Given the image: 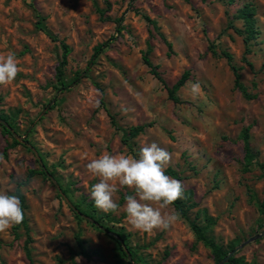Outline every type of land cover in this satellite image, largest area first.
I'll return each mask as SVG.
<instances>
[{
	"label": "rangeland",
	"instance_id": "1",
	"mask_svg": "<svg viewBox=\"0 0 264 264\" xmlns=\"http://www.w3.org/2000/svg\"><path fill=\"white\" fill-rule=\"evenodd\" d=\"M246 3L255 7L258 29L246 57L251 68L242 60V37L229 27L242 30L236 15ZM99 10L108 19H101ZM109 40L90 64L94 48ZM208 40L217 55L222 50L232 55L252 99L234 88L226 60L207 51ZM61 42L70 48L63 80L71 84L80 75L63 92L57 91L55 77ZM148 44V58L165 85L142 61ZM9 53H15L20 72L0 86V111L15 116L14 132L51 173L27 179L29 170L40 169L35 154L14 137L20 145L11 146L0 127V192L15 187L25 197L33 264H72L77 236L88 256H74L76 264H124L113 239L82 216L75 218L68 203L93 201L89 193L98 179L86 169L91 159L105 153L138 158L140 148L151 143L171 154L167 168L193 192L195 210L213 217L212 235L220 245L236 248L264 233L259 213L264 177L255 163L247 165L241 139L248 129L254 162L264 165V0H0V57ZM185 71L189 78L174 102L167 88ZM194 84L199 85L195 91ZM110 116L122 129L149 127L130 149ZM126 195L134 193L127 187L114 193L116 222L105 223L129 236L145 264H214L180 215L167 230L131 228L123 211ZM25 239L23 230L17 237L12 228L0 232V264H29ZM236 257L264 264V237Z\"/></svg>",
	"mask_w": 264,
	"mask_h": 264
},
{
	"label": "trees",
	"instance_id": "2",
	"mask_svg": "<svg viewBox=\"0 0 264 264\" xmlns=\"http://www.w3.org/2000/svg\"><path fill=\"white\" fill-rule=\"evenodd\" d=\"M98 13L101 19H105V18L108 19L107 17H105V11L99 10ZM236 18L242 21L243 23L242 30H239L232 25H230L229 27L233 29V31L237 35L242 37V41L244 44V52H243L242 60L244 63H246L247 66L251 68L252 65L248 62L246 57L251 52L250 47H251L252 41H254L256 39V36L258 35V29L256 26V19H255V7L253 6V4L251 3L244 4L242 8L238 10ZM145 19L147 21H150L148 20V18H145ZM120 22H121L120 19L116 21V23L118 24L116 28L117 33H120L121 31V28L119 26ZM151 23L154 25L153 22ZM111 40L106 41L94 48L93 55L90 60V64L93 63L95 59L102 53V51L110 45ZM164 43L166 44L168 48V52L171 53V49H172L171 43L167 42L165 39H164ZM61 47H62L63 52H62L60 62L58 66L56 67V75H55L56 81H57L56 89L59 92L66 91L67 89H69L71 85L78 83L79 78H80V75H77L73 79L71 84H67L63 80L64 68L67 64V56L70 53V48L63 42H61ZM150 51H151V46L148 44L147 51L142 56V61L144 65L149 68L150 73L154 75L155 77H157L158 80L163 85H165L164 81L159 77V74L156 72L157 67L154 66L148 58V54L150 53ZM207 51L210 52L213 56H219L226 60V63L229 66L233 74V77H234V81H233L234 88L237 89L243 95L244 98L252 99V96L247 92L245 86L241 83L240 68L237 67L233 63L232 55L228 51H225V50H222L219 53V55H217L215 51L214 43L210 40H208ZM263 69H264V62L261 64V67H260V70H263ZM188 78H189V73L185 71L172 87L167 88L168 98L170 100L177 102V98L175 97L174 94L185 84ZM103 101L104 100H103V94H102L101 99H100L101 105L104 104ZM0 118L6 121L12 129L15 128L14 127L15 116L14 117L7 116L3 112L0 111ZM111 123L121 133V137H120L121 143L129 147L130 149H132L131 143L141 133H143L145 128L149 127L148 125H141V126L131 127L129 129H122L115 125L112 117H111ZM0 127L3 133L8 135L12 139L11 146L20 145V143L13 138L12 134L4 126L0 124ZM241 139L243 142V148H244L245 159H246L247 165H251L255 163L257 167L259 168V170L261 171L262 176L264 177V165L258 162H254L255 154L252 151V148L250 146L248 129L243 130ZM39 165H40V169L38 171L36 170L28 171L27 179L34 177L36 175H42V176L51 175V173L47 170L45 164L42 163ZM165 174L173 179L180 181V178L177 175V173L171 168H167L165 170ZM60 189L62 190L63 194H66L68 191L66 189H62V187H60ZM15 194L19 196L21 207L24 212V220L20 225L14 226L12 227V229L15 233V237H17V233L20 230L24 231V235L26 239L24 241L23 250H24L25 256L29 264H33L34 260L31 254V247L29 246L32 240L30 237L29 220L26 215V210H27L26 200H25L24 195L20 192L19 189H16ZM192 198H193V192L191 190H184L183 198L177 200L172 207L175 209L176 212L179 213V215L182 218L186 219L189 222L192 233L196 241L202 243L206 248L210 250L211 257H212L214 264H218L235 247L229 246L228 248H224L222 245H220L215 240V238L212 235V227L215 224V220L213 219V217H211L206 212V210H200V209L195 210L196 204L193 202ZM70 203H71L70 208H71V211L74 213L75 218H77L78 220H82L81 216L87 217L88 219L93 221V226L96 225L99 228H102L103 231L107 233L108 237L113 239V241L116 243L119 249V252L121 254V259H123L124 264H132V263L133 264H145L143 258L137 251L138 247H132L129 244V236L125 234L122 230L116 231L112 226H108V224L105 223V221L109 223L116 222V219L113 217V213L109 212L105 215H99L97 213L98 211L95 209L94 201L85 202V200L82 199L78 201H71ZM259 213L262 216H264V190H263V199L259 203ZM76 244L79 250L76 254H72L73 255V257L71 258L72 264H76L74 261V256H84V257L88 256V251L85 246V242L81 240L79 236L76 237ZM124 248L130 253V256L132 258V263L128 261ZM227 264H255V263H248L245 261L243 257H236L235 255L229 259Z\"/></svg>",
	"mask_w": 264,
	"mask_h": 264
},
{
	"label": "clouds",
	"instance_id": "3",
	"mask_svg": "<svg viewBox=\"0 0 264 264\" xmlns=\"http://www.w3.org/2000/svg\"><path fill=\"white\" fill-rule=\"evenodd\" d=\"M19 72L15 53L0 57V86L11 84ZM198 87L194 84L193 91ZM171 160V154L156 143L141 147L138 158L129 154L105 153L91 159L86 169L98 179L89 193L94 206L104 213H118L114 193L127 187L134 193L125 196L123 206L131 228L143 233L169 229L179 219V213L172 206L183 198L184 192L181 181L165 174ZM15 192V187L0 192V232L20 225L24 220L21 202ZM79 259L77 257V262Z\"/></svg>",
	"mask_w": 264,
	"mask_h": 264
},
{
	"label": "water",
	"instance_id": "4",
	"mask_svg": "<svg viewBox=\"0 0 264 264\" xmlns=\"http://www.w3.org/2000/svg\"><path fill=\"white\" fill-rule=\"evenodd\" d=\"M0 124L2 125V126H4L11 134H12V136L15 138V139H17L18 141H20L21 143H23V144H25L34 154H35V156H36V158H37V160H38V162H39V164H42V162H41V160L39 159V157H38V154H37V152L34 150V148L32 147V146H29L28 144H26L24 141H22V138H20V137H18L17 135H16V133L14 132V130L9 126V124L6 122V121H4L3 119H1L0 118ZM62 194V193H61ZM69 204V207L71 206V204L70 203H68ZM84 219H87L88 221H90V222H92L93 223V221H91L90 219H88L87 217H84V216H82ZM102 229V228H101ZM261 237H264V233H262V234H258V235H256V236H254V237H252V238H250V239H248L246 242H244V243H242V244H240L238 247H236V248H234L233 250H231L218 264H227L228 263V261H229V259L231 258V257H233V256H235L236 255V253L241 249V248H243L244 246H246L248 243H250V242H252V241H255L256 239H259V238H261ZM124 251H125V253H126V255H127V258H128V261L130 262V263H132V258H131V256H130V253L124 248ZM133 264V263H132Z\"/></svg>",
	"mask_w": 264,
	"mask_h": 264
}]
</instances>
